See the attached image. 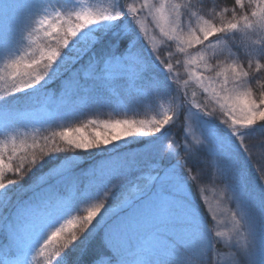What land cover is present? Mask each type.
Wrapping results in <instances>:
<instances>
[{
	"label": "rangeland",
	"instance_id": "obj_1",
	"mask_svg": "<svg viewBox=\"0 0 264 264\" xmlns=\"http://www.w3.org/2000/svg\"><path fill=\"white\" fill-rule=\"evenodd\" d=\"M129 7L137 9L133 20ZM262 9L264 0H0V164L3 182L17 181L0 192V264H79L94 243L103 249L87 264H233L231 252L249 249L255 264H264V120L233 124L222 99L244 92L264 99ZM82 12L109 19L72 37ZM205 22L237 28L189 45V34L202 35ZM110 32L128 40L125 51L91 54L79 64ZM56 50L61 56L49 67ZM130 51L134 66L110 78L105 62ZM37 77L43 79L36 83ZM59 79L54 97L17 99ZM166 116L172 119L157 131ZM117 121L130 123L133 134L87 150L68 143L111 136ZM186 145H195L194 153ZM168 172L171 182L147 185L148 176ZM137 189L144 191L136 196ZM160 193L170 201L165 221L132 219L126 246L111 249V227ZM50 196L72 211L56 225L63 230L52 237L56 228H46L13 243L6 222L42 212ZM92 225L86 244L56 254L71 234ZM241 259L249 264L247 255Z\"/></svg>",
	"mask_w": 264,
	"mask_h": 264
},
{
	"label": "snow or ice",
	"instance_id": "obj_2",
	"mask_svg": "<svg viewBox=\"0 0 264 264\" xmlns=\"http://www.w3.org/2000/svg\"><path fill=\"white\" fill-rule=\"evenodd\" d=\"M237 4H240L241 0H236ZM137 12V9L135 7H129L127 9V14L132 16V20L135 19V13ZM262 13H264V9L261 10ZM252 16H257V12L253 11ZM121 18L119 15L114 17V19ZM264 18V17H262ZM76 19L78 21H81V23L76 24L75 28L69 29V35L72 37L77 36V32L80 30H83L89 26L95 25L99 23L101 20H107L109 19L108 16H101L98 14H93L92 12H82V13H76ZM245 21V27H252V24L249 23V17L244 16L243 17ZM41 24L46 23L45 20L40 21ZM237 24L231 23L227 26H221L217 28L214 24H209L205 22V25L200 29V32H202V35H197L196 33H190L189 38L187 40V43L189 45L194 43H200L203 44L205 41L209 40V38L213 35H215L217 32L219 33H226L228 30L236 29ZM163 31V29H161ZM64 47L66 48L69 45L68 39H65L63 42ZM61 53L56 51H51L48 54V66H52V62L57 58L60 57ZM136 56L133 52H129L128 54L122 56V57H115L110 58L108 61L105 62V70L106 74L111 78L115 77L117 75L123 74L124 72L128 71L130 68H132L135 64ZM20 61H14L13 67H19ZM90 67L94 70V65H90ZM168 71L171 72V65L168 66ZM233 73L237 72V68L233 67L231 69ZM242 75H247V73H242ZM43 79V77H37L36 83H39V81ZM228 78L225 77V84H227ZM29 87H31V82L29 83ZM221 89H224V85H221ZM224 101V105L227 106L229 110V115L231 116L232 123L237 124L239 122H242L244 124H252L257 118H260L261 120H264V99H260L259 101H256L252 99L251 93L244 92L241 96H237L233 98L230 95H225L222 97ZM236 113H239V115H236ZM172 118L170 116H166L163 121L158 122L155 127L157 131H160V129L166 125L169 120ZM113 129L114 134L111 136H105L101 138L99 134L97 135V138L95 139H88L86 137H81L77 140H68L69 144L74 145L77 149H94L98 148L100 146H106L108 144H111L113 140L119 139L122 135L131 136L133 134L134 128L133 126L128 122H120L117 121L116 123L109 125ZM67 133H61V136L64 138H67ZM172 147H175L174 145L169 146V150H171ZM189 147V152L194 153L195 151V145L191 146H185ZM54 151L57 149H53ZM187 155V153L185 154ZM183 159L185 158L182 156ZM35 161H33L34 163ZM4 166L0 164V192H4L5 189L12 184H16L17 181H9L8 184L3 182V171L2 168ZM174 179V174L172 172H168L167 174H161V175H152L147 177V185H151L154 181H158L161 184L169 183ZM147 187V186H146ZM137 195H140L143 193L144 189H137ZM136 198V197H135ZM131 203L128 199H125L123 201L124 206H128ZM5 205L3 203H0V207H4ZM170 206V201L168 198L163 194L160 193L158 195V198L155 199L146 209L140 211L136 215L132 216L126 221H122L119 223L114 224L111 229L107 233V243L111 245V249H115L117 251L122 250L129 238V231L128 229L131 227L130 221L137 217H143L146 219H159L162 222L165 221L168 215V210ZM103 204L97 205L95 208H93L91 211H89L87 217L85 218L86 224H91L93 218L97 215V213L100 212V209L103 208ZM43 211L32 213L29 218L27 219H21L20 217H17L15 221L12 222H6V228L8 233V238L11 239L13 243H24L25 241L22 240V237L26 236V241L35 233L44 230L46 228H56V225L60 222V220L64 217L66 214H70L72 211H70L69 204L64 201L63 199H60L58 197H52L50 196L46 201L43 202ZM103 216L100 217V219ZM98 221V220H97ZM96 221V222H97ZM71 223V221H69ZM94 225H92L91 228H88L82 235L77 236L75 233L71 234L68 239L64 242L62 245L63 251L57 250V255H61L64 252H67L74 248L77 244H86L87 243V237L86 234H90L91 230ZM63 228H56V231L52 233V237H55L57 232L62 231ZM222 233L216 232V236L220 237ZM52 237H49L48 239H52ZM233 257V264H242V257L247 255L249 258V264H255V251L252 250H246L245 252H242L239 250L238 253L231 252ZM106 260L108 258H105Z\"/></svg>",
	"mask_w": 264,
	"mask_h": 264
},
{
	"label": "trees",
	"instance_id": "obj_3",
	"mask_svg": "<svg viewBox=\"0 0 264 264\" xmlns=\"http://www.w3.org/2000/svg\"><path fill=\"white\" fill-rule=\"evenodd\" d=\"M127 41L128 40L125 37L121 36V38L120 37L116 38L113 35V33L110 32L109 34H106L93 49L89 50L88 56L84 60H81L79 64L84 63V61L87 58H89L91 54L94 56H97L98 58L104 57L110 54H113V55L121 54L122 52L125 51L126 46L128 45ZM79 64H77L75 68H77ZM61 82H62V79H59L57 82L51 83L46 88L40 89L35 93H26L22 96H18L17 99H23L25 101H27V99H32L35 101L47 100L50 97L56 96V94L58 93L60 89ZM18 110H19V107L17 110L12 109V112L10 115L11 116L17 115ZM263 126H264V123H263ZM197 198H198V195L197 193H195V200H197L198 205L202 207L201 201L198 200ZM101 249L103 248L100 247L98 243L92 244L91 248L87 249V251L84 252L79 264H83V263L87 264V263L94 261L97 258L98 253L101 251Z\"/></svg>",
	"mask_w": 264,
	"mask_h": 264
}]
</instances>
